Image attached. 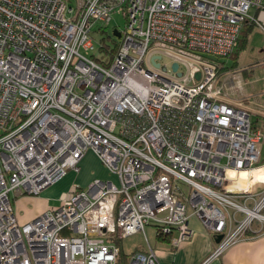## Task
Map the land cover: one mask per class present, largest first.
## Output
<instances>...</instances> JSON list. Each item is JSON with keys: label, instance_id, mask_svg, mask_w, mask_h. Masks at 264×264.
Listing matches in <instances>:
<instances>
[{"label": "built area", "instance_id": "2783aa9c", "mask_svg": "<svg viewBox=\"0 0 264 264\" xmlns=\"http://www.w3.org/2000/svg\"><path fill=\"white\" fill-rule=\"evenodd\" d=\"M113 15L125 26L108 35ZM245 23L264 32V0H0V264H117V242L148 244L150 226L188 242L191 217L221 236L209 259L263 231L264 182L226 180L261 163L263 136L227 94ZM89 149L118 185H73L20 223L11 199L77 173ZM127 264L158 262L149 248Z\"/></svg>", "mask_w": 264, "mask_h": 264}, {"label": "crops", "instance_id": "0c3cea01", "mask_svg": "<svg viewBox=\"0 0 264 264\" xmlns=\"http://www.w3.org/2000/svg\"><path fill=\"white\" fill-rule=\"evenodd\" d=\"M261 51L263 58L261 65H264V50ZM239 69L241 68H235L237 73L240 72ZM249 69H252V67H249ZM234 82L239 83L234 85ZM227 86L229 92H233L236 89L241 92L243 91L242 80H239L238 75L234 76L230 82H227ZM258 95L264 96V89ZM244 98L241 100L242 107L248 112L249 117L250 114L254 115V120L250 118L252 127L258 129L262 134V130L264 129V101L261 99L249 101V97ZM230 99L233 101L240 100L232 97ZM261 148L262 146H260V162L262 163ZM228 179L227 185H230L233 190L247 191L249 188L253 189L251 185L257 183L259 186L253 189L256 191L262 187L259 183L264 182V165L258 166L248 173L230 171ZM27 202L34 204L35 202H39V198H32L31 196L12 198V208L14 205L13 211L20 223H26L38 217L49 208L47 204L42 203L38 210L28 216H22L21 212L25 209ZM189 224L193 231L192 237L188 242L180 244L177 248H171L168 240L158 241L156 239L151 244L147 234H145L148 244L145 242L144 237V246H138L125 253L120 247V242L118 245L120 252L129 256L133 252L146 253L150 248L154 251L158 264H264V228L263 231L257 232L258 226L255 224L253 226L255 232H248L242 241L229 246L218 258L209 259L216 245L212 234L205 230L195 217L189 219ZM157 243L159 244L157 245Z\"/></svg>", "mask_w": 264, "mask_h": 264}, {"label": "rangeland", "instance_id": "374dc122", "mask_svg": "<svg viewBox=\"0 0 264 264\" xmlns=\"http://www.w3.org/2000/svg\"><path fill=\"white\" fill-rule=\"evenodd\" d=\"M251 13L253 12L251 11ZM124 26L125 20L123 16L113 15L112 21L108 25L106 33L111 35L114 28H117L118 31H122ZM105 36V34H93L95 42H99V40L105 38ZM105 44L111 45L110 41L107 40L105 41ZM97 49L98 44L95 43V55L102 56V53L98 52ZM261 50H264V33L261 28L255 27L248 37L246 47L238 52L237 58L235 60L228 59L224 62L227 69L235 70V68H241L239 69L240 72L236 73L235 76L238 75L239 80H242L243 91L241 92L236 89L233 92H229L228 90V96L240 100L245 99L244 97H249V101L255 99H261L264 101V96L258 95L264 89V65H261L263 60ZM159 62L161 64H170V60L166 57H162ZM249 67H252V69H249ZM238 83L239 82H234V85ZM250 118L251 120H254V115L250 114ZM262 134L263 139L261 142V160L263 163L264 129L262 130ZM262 163H259L260 165L258 164V166L263 165ZM78 167L79 171L77 173L73 172L72 170H68L58 182L43 190L38 196H31L32 198H39V202H35L34 204L27 202L25 209L21 212L22 216H28L32 212L38 210L42 203L47 204L49 208H57L59 206L61 196L67 193L73 185L79 186L81 189H86L87 186L94 180L111 181L115 185H118L117 177L109 172V170L100 162L97 155L90 149L84 153L83 157L79 161ZM258 186L259 185L257 183L251 185L253 189L257 188ZM153 230L154 229L151 226L147 227L145 230V234H147L151 244H153V242L156 240ZM158 244L159 243H157V245ZM144 245L143 234H137L122 240L120 247L125 253H127L133 250V248Z\"/></svg>", "mask_w": 264, "mask_h": 264}, {"label": "trees", "instance_id": "16d2710c", "mask_svg": "<svg viewBox=\"0 0 264 264\" xmlns=\"http://www.w3.org/2000/svg\"><path fill=\"white\" fill-rule=\"evenodd\" d=\"M254 28H255V26L253 24L245 23L243 25L242 31L240 32V36H239V39H238L237 48H236L235 52L230 56L229 59L235 60L237 58L238 52L241 51L242 49H244V47L247 44L248 37H249V35L251 34V32L253 31ZM110 43H111V45H107V44L105 45L104 44L105 48L103 49V51L105 53L107 52L106 49H110V57L107 58L109 61L111 60L112 53L115 52V50H116L117 41L112 40V41H110ZM223 70H226V68H223ZM156 239L158 241L165 240V239H162L160 236L156 237ZM214 241H215V239H214ZM120 242L121 241H118L117 244L119 245ZM128 257H129L128 255L120 252L117 264H127Z\"/></svg>", "mask_w": 264, "mask_h": 264}, {"label": "water", "instance_id": "95a60500", "mask_svg": "<svg viewBox=\"0 0 264 264\" xmlns=\"http://www.w3.org/2000/svg\"><path fill=\"white\" fill-rule=\"evenodd\" d=\"M115 35H116L117 37L120 36V35H119L118 33H116V32H115ZM176 68H177V64H173V65H172V69H173V70H176ZM197 78H198V75H197ZM220 239H221V236H217V238L215 239V242H216V243L219 242Z\"/></svg>", "mask_w": 264, "mask_h": 264}, {"label": "bare ground", "instance_id": "6f19581e", "mask_svg": "<svg viewBox=\"0 0 264 264\" xmlns=\"http://www.w3.org/2000/svg\"><path fill=\"white\" fill-rule=\"evenodd\" d=\"M255 169V168H254ZM254 169H252V170H254ZM252 170H250V171H245V170H241V171H236V172H245V173H248V172H251ZM230 172V171H229ZM228 172V173H229ZM228 173H227V177H226V180H227V183H228V181H229V179H228Z\"/></svg>", "mask_w": 264, "mask_h": 264}]
</instances>
